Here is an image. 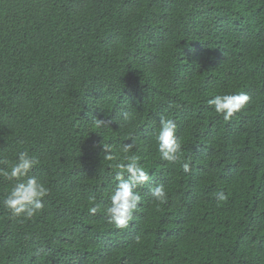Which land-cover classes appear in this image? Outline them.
I'll return each mask as SVG.
<instances>
[{"label": "trees", "instance_id": "16d2710c", "mask_svg": "<svg viewBox=\"0 0 264 264\" xmlns=\"http://www.w3.org/2000/svg\"><path fill=\"white\" fill-rule=\"evenodd\" d=\"M240 92L229 120L208 104ZM161 115L175 163L158 152ZM103 139L122 161L134 139L152 177L126 229L104 215ZM21 151L49 194L13 218L0 178V264H264V0H0V159Z\"/></svg>", "mask_w": 264, "mask_h": 264}, {"label": "clouds", "instance_id": "9594fccd", "mask_svg": "<svg viewBox=\"0 0 264 264\" xmlns=\"http://www.w3.org/2000/svg\"><path fill=\"white\" fill-rule=\"evenodd\" d=\"M249 99L250 97L244 92L229 93L214 96L208 100V104L214 106L217 114L222 115L225 120H229L234 114L245 108ZM124 118L128 119L127 114ZM95 124L97 127L111 126L112 119L97 118ZM154 138L162 160L168 163H175L179 160L182 144L177 135V124L173 119L161 115L159 130ZM130 141L125 142L119 149L120 153L125 154L123 161L120 159L119 153L114 151L111 143H105L104 139L100 142L103 158L108 161H116L113 166L116 170L115 187L110 194V204L103 211L108 222L117 229L129 227L143 200L137 189L146 186L152 178L149 171L141 165L137 155H127L136 147L135 140ZM38 164L39 160L27 151L19 152L15 163L9 164L6 159H0V165H7V167H0V178L12 183L11 190L2 200V204L13 218L31 219L44 208L43 198L49 194V188L38 177L30 175ZM181 167L185 173L190 171L188 163H183ZM150 192L155 201L162 203L167 199V192L163 184L151 187ZM216 198L218 201H225L227 195L220 191ZM92 199L94 200L95 197ZM88 211L95 215L100 209L97 206H92Z\"/></svg>", "mask_w": 264, "mask_h": 264}]
</instances>
